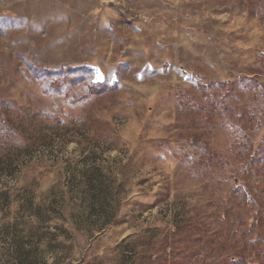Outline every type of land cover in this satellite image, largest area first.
<instances>
[{
  "label": "rangeland",
  "instance_id": "1",
  "mask_svg": "<svg viewBox=\"0 0 264 264\" xmlns=\"http://www.w3.org/2000/svg\"><path fill=\"white\" fill-rule=\"evenodd\" d=\"M236 253L264 262V0H0V264Z\"/></svg>",
  "mask_w": 264,
  "mask_h": 264
},
{
  "label": "trees",
  "instance_id": "2",
  "mask_svg": "<svg viewBox=\"0 0 264 264\" xmlns=\"http://www.w3.org/2000/svg\"><path fill=\"white\" fill-rule=\"evenodd\" d=\"M201 91L203 95L207 97V102L210 104L213 110L217 111L218 115L221 114L224 117V112H229V117H226V120H232V121H238L240 122V129H241V135L240 137L245 138L248 137L247 130L250 128V123L254 122L256 119L255 115L252 113L243 111L241 112L237 118L230 119L231 115L230 113H233L235 111V108L232 106V104L229 101V98L233 96L234 94V86L235 82L231 80H225L218 82L217 85H215L213 82L208 83H201L200 85ZM215 87L220 88V93L216 92ZM245 122H243V121ZM249 138V137H248ZM245 140V139H244ZM256 155V153H255ZM209 252H212L213 255H217V258H220L224 251H222V248H211L207 247ZM222 264H248L247 260L243 256H239L238 253L231 256L228 261L223 262ZM255 264H264L262 263H255Z\"/></svg>",
  "mask_w": 264,
  "mask_h": 264
}]
</instances>
